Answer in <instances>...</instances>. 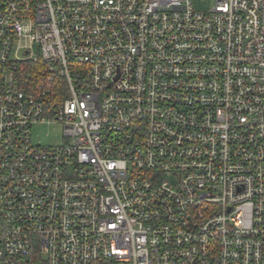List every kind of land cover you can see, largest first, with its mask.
Segmentation results:
<instances>
[{"label": "built area", "instance_id": "built-area-1", "mask_svg": "<svg viewBox=\"0 0 264 264\" xmlns=\"http://www.w3.org/2000/svg\"><path fill=\"white\" fill-rule=\"evenodd\" d=\"M202 2L0 0V264H264V0Z\"/></svg>", "mask_w": 264, "mask_h": 264}, {"label": "rangeland", "instance_id": "rangeland-1", "mask_svg": "<svg viewBox=\"0 0 264 264\" xmlns=\"http://www.w3.org/2000/svg\"><path fill=\"white\" fill-rule=\"evenodd\" d=\"M196 10H207L211 7V2H202V0H194ZM33 140L36 145L44 146H54L60 145L64 142V133L63 127L60 125L56 126H47V125H38L33 130Z\"/></svg>", "mask_w": 264, "mask_h": 264}]
</instances>
